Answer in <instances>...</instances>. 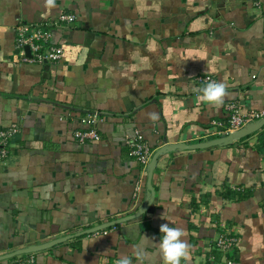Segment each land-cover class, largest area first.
<instances>
[{
  "label": "crops",
  "instance_id": "crops-1",
  "mask_svg": "<svg viewBox=\"0 0 264 264\" xmlns=\"http://www.w3.org/2000/svg\"><path fill=\"white\" fill-rule=\"evenodd\" d=\"M61 13L75 16L52 29L61 60L22 62L17 27ZM204 76L226 85L222 104L202 100ZM228 103L264 110V0H0V131L20 126L0 160V254L133 213L149 163L128 138L140 134L150 160L167 143L217 138ZM89 113L100 137L79 143ZM262 132L159 156L143 216L0 264H162L164 223L184 229L181 264H219L222 224L238 230L241 264H264Z\"/></svg>",
  "mask_w": 264,
  "mask_h": 264
},
{
  "label": "built area",
  "instance_id": "built-area-1",
  "mask_svg": "<svg viewBox=\"0 0 264 264\" xmlns=\"http://www.w3.org/2000/svg\"><path fill=\"white\" fill-rule=\"evenodd\" d=\"M74 23L75 16L73 14L61 13L53 22L45 26H41L40 24L19 25L17 27L15 46L19 52L20 60L25 63H57L60 61L64 50L61 45L52 42V29L54 27L74 25ZM26 49L29 51L27 52ZM198 79L205 84L208 82H216L210 76L199 77ZM226 110L228 111L227 125L223 128H215L213 131L215 136H225L264 117V110H249L243 112L236 103L226 104ZM95 119V113L87 114L83 122L88 124L89 128L86 130H76L73 133L79 143L97 141L99 139V134L93 128ZM19 131L20 126L18 123H13L0 131V160L7 157L10 139ZM127 143L130 156L136 158L146 167L152 152L146 142L143 141V137L140 134H136L128 138ZM139 189L140 185L138 183L136 190L138 191ZM237 232L238 230L234 225L227 226L226 224H222L220 226V231L214 241V249L224 255V259L219 264H241L237 257L232 254L239 241Z\"/></svg>",
  "mask_w": 264,
  "mask_h": 264
},
{
  "label": "water",
  "instance_id": "water-1",
  "mask_svg": "<svg viewBox=\"0 0 264 264\" xmlns=\"http://www.w3.org/2000/svg\"><path fill=\"white\" fill-rule=\"evenodd\" d=\"M26 51L28 52L29 50L26 49ZM264 126V117H262L261 119L257 120L256 122L253 123H249L248 125H246L245 127L230 132L229 134L225 135V136H220L214 139H210L208 141L205 142H201V143H196V144H185L183 142H177V143H167L164 144L163 146H161L159 149H157L148 166H147V179H146V193H145V197L143 200V203L137 208L136 211H134L131 214H128L126 216L120 217L118 219H115L113 221H108L106 223L79 231L77 233H73V234H69V235H65V236H61V237H57V238H53L41 243H37V244H30L24 247H21L19 249H15L13 251H9L3 254H0V262L10 259L14 256L17 255H22V254H28V253H33V252H38V251H42L48 248H51L55 245H58L60 243L66 242L69 239H72L74 237L83 235V234H90L99 230H102L104 228L116 225V224H120V223H125L127 221L130 220H134L137 219L141 216H143L150 208V206L152 205L154 198H155V191L152 185V177H153V172H154V168L156 166L157 163V159L159 158V156L168 153V152H172V151H181L184 149H198V148H208L211 146H225V145H237V141L242 139L243 137L250 135L256 131H258L259 129H261Z\"/></svg>",
  "mask_w": 264,
  "mask_h": 264
},
{
  "label": "clouds",
  "instance_id": "clouds-1",
  "mask_svg": "<svg viewBox=\"0 0 264 264\" xmlns=\"http://www.w3.org/2000/svg\"><path fill=\"white\" fill-rule=\"evenodd\" d=\"M226 95V85L223 82H208L202 90V100L210 105L222 104ZM159 231L162 234L158 241L162 264H181L182 260H187L189 244L184 238V229L164 223ZM119 264H130V260L127 256H122Z\"/></svg>",
  "mask_w": 264,
  "mask_h": 264
},
{
  "label": "trees",
  "instance_id": "trees-1",
  "mask_svg": "<svg viewBox=\"0 0 264 264\" xmlns=\"http://www.w3.org/2000/svg\"><path fill=\"white\" fill-rule=\"evenodd\" d=\"M260 140V143H263L264 144V132H262L261 134H260V138H259ZM4 261H7V260H4ZM2 262V261H1Z\"/></svg>",
  "mask_w": 264,
  "mask_h": 264
}]
</instances>
